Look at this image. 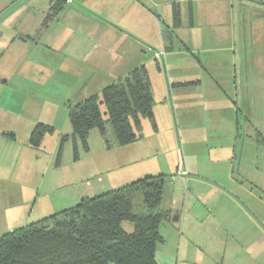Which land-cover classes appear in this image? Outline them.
I'll list each match as a JSON object with an SVG mask.
<instances>
[{
	"label": "crops",
	"instance_id": "crops-1",
	"mask_svg": "<svg viewBox=\"0 0 264 264\" xmlns=\"http://www.w3.org/2000/svg\"><path fill=\"white\" fill-rule=\"evenodd\" d=\"M16 1L0 0V14ZM57 1L44 0L45 7L31 16L30 11L41 3L35 0L0 26V117H9L11 122V127H0V158H10V162L16 155L13 145L17 136L11 130H15L16 118L27 112L28 99L45 98L48 107L49 85L57 84L61 90H66L68 98L75 93L68 103L70 111V106L78 100L99 94L92 91L82 96L80 93L88 89L97 76L105 79L103 89L123 82L135 69L146 68L144 48L151 31L155 32L157 25L160 30L161 18L166 22L164 17L153 14L144 0H64L60 13L43 27ZM195 1L198 7L199 3L211 4L204 14L205 24L207 28L217 27L215 30L219 32L213 35L208 32L202 38L198 32L199 40L194 38L195 20L197 22L201 16ZM195 1L181 0L172 4L180 10L181 24L176 27L173 8L162 43L167 52L174 50L177 44L182 45L197 58L201 72L198 76L174 73L171 87L185 85L200 89L205 83L202 72H206L211 97L221 94L228 101L230 95L239 99L238 45L234 35L226 36L225 26L231 18L227 9L232 8L230 12L234 14V6L229 0ZM252 1L239 0L238 3ZM183 3H188L191 33L183 25ZM219 48L231 54L230 61L204 62L194 53ZM243 66L249 67V62L244 61ZM227 76L233 78V82H227ZM29 82L36 86L37 94L28 91ZM174 89L169 88L171 95ZM179 91L182 90L176 88L174 92ZM17 95L23 102H18ZM244 103H248L246 110L250 112V102ZM227 108L234 110L229 105ZM40 120L38 118L35 125L30 122V128L28 125L30 147L31 134L38 124L55 128ZM240 129L238 125L235 127V138L240 137ZM251 131L246 134L248 138L252 137ZM140 133L143 140L142 127ZM234 145L230 147L233 155L225 157L175 158L170 169L175 172L173 176H168L172 174L168 169L154 164L131 182L147 176H168L163 207L171 213V219L160 230L163 242L156 251L159 264H264V158H238L240 147ZM1 172L2 176L10 173ZM176 213L179 219L173 222Z\"/></svg>",
	"mask_w": 264,
	"mask_h": 264
},
{
	"label": "rangeland",
	"instance_id": "rangeland-1",
	"mask_svg": "<svg viewBox=\"0 0 264 264\" xmlns=\"http://www.w3.org/2000/svg\"><path fill=\"white\" fill-rule=\"evenodd\" d=\"M179 1L144 0L149 10L164 17L166 22L161 18L160 30L157 25L155 32L151 31L149 43L144 48L143 58L154 92L156 126L149 119L143 120V140L122 146L108 124L107 136L94 129L85 144L74 135L69 119L67 107L75 93L68 98L66 90H61L57 84L49 85L51 98L47 100L50 103L47 102L48 107L45 98L27 100V112L16 118L12 126L15 130H11L17 134L16 145H13L16 155L11 162L10 158H0V171L4 174L10 171L6 176L0 175V236L69 209L85 198L97 197L128 185L147 168L152 169L154 164L172 173L170 169H173L175 158L225 157L233 153H230L233 143L236 148L239 144L238 158H264V0L246 4L229 0L234 6V14L230 12L232 8L227 9L231 18L225 25L226 36L234 35L241 61L238 70L239 99L230 95V101L221 94L211 97L206 72H202L205 83L200 89L175 85L173 88L182 91L174 92V89L173 96L170 94L174 73L198 76L201 72L197 58L185 51L182 45H175L172 51L167 52L166 49L164 62L156 59V54L166 48L162 37L167 29L166 23H170L172 4ZM210 5L199 3L198 7L196 2L201 14L197 22L195 20L197 26L192 33L196 40H199L198 32L201 38L208 32L211 35L219 32L215 30L217 27L207 28L205 24L204 14ZM43 7L45 3L41 0L30 15L40 12ZM182 10L183 25L190 32L192 22L188 3H183ZM194 53L204 62L231 60V54L220 48L196 50ZM244 61L249 62V67L243 66ZM226 79L227 82L234 80L228 76ZM104 80L101 75L97 76L88 89L80 93L82 96L93 92L101 94ZM27 86L28 91L37 94L33 83L29 82ZM17 97L18 102H23L21 96ZM246 101L250 102V112L246 110ZM228 105L234 110H228ZM38 118L53 125L55 131L47 134L42 146L35 149L28 145L29 124L35 125ZM10 124L9 117H0L1 128L11 127ZM237 125L241 128L239 138H235ZM250 131L252 137L248 138L246 134ZM135 202L140 206L136 211H142L141 197L137 196ZM123 227L128 233L134 231L130 223H124Z\"/></svg>",
	"mask_w": 264,
	"mask_h": 264
},
{
	"label": "trees",
	"instance_id": "trees-1",
	"mask_svg": "<svg viewBox=\"0 0 264 264\" xmlns=\"http://www.w3.org/2000/svg\"><path fill=\"white\" fill-rule=\"evenodd\" d=\"M61 1L52 5L43 27L63 9ZM174 20L180 27L178 6H174ZM154 103L148 71L140 67L101 94L72 104L69 119L74 135L85 144L94 129L107 136L110 124L118 143L125 146L142 138L143 119L156 126ZM54 131L52 126L38 124L31 146L40 148L45 136ZM167 182L165 175L147 176L10 231L0 236V264H159L160 230L171 219L163 207ZM137 196L142 199V211H136ZM124 223L132 224L134 231L126 232Z\"/></svg>",
	"mask_w": 264,
	"mask_h": 264
},
{
	"label": "water",
	"instance_id": "water-1",
	"mask_svg": "<svg viewBox=\"0 0 264 264\" xmlns=\"http://www.w3.org/2000/svg\"><path fill=\"white\" fill-rule=\"evenodd\" d=\"M35 0H17L11 6H9L6 10H4L0 14V26L6 22L10 17H12L15 13L26 7L27 5L31 4ZM179 219V214L176 213L174 218L172 219L173 222H177Z\"/></svg>",
	"mask_w": 264,
	"mask_h": 264
},
{
	"label": "built area",
	"instance_id": "built-area-1",
	"mask_svg": "<svg viewBox=\"0 0 264 264\" xmlns=\"http://www.w3.org/2000/svg\"><path fill=\"white\" fill-rule=\"evenodd\" d=\"M165 58H166V50H163V52H159V53L156 54V59L159 60V61L164 62Z\"/></svg>",
	"mask_w": 264,
	"mask_h": 264
}]
</instances>
